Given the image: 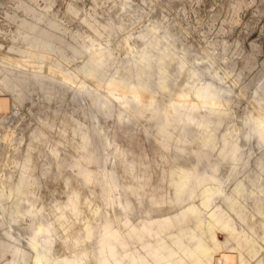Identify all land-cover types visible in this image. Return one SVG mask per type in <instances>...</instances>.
<instances>
[{
    "label": "clouds",
    "instance_id": "clouds-1",
    "mask_svg": "<svg viewBox=\"0 0 264 264\" xmlns=\"http://www.w3.org/2000/svg\"><path fill=\"white\" fill-rule=\"evenodd\" d=\"M0 264H264V0H0Z\"/></svg>",
    "mask_w": 264,
    "mask_h": 264
},
{
    "label": "rangeland",
    "instance_id": "rangeland-1",
    "mask_svg": "<svg viewBox=\"0 0 264 264\" xmlns=\"http://www.w3.org/2000/svg\"><path fill=\"white\" fill-rule=\"evenodd\" d=\"M227 258V254H225V259Z\"/></svg>",
    "mask_w": 264,
    "mask_h": 264
}]
</instances>
